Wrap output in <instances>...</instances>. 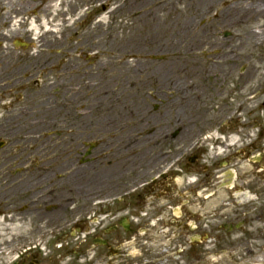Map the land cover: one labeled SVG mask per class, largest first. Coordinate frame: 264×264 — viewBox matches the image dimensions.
<instances>
[{
    "label": "rangeland",
    "instance_id": "obj_1",
    "mask_svg": "<svg viewBox=\"0 0 264 264\" xmlns=\"http://www.w3.org/2000/svg\"><path fill=\"white\" fill-rule=\"evenodd\" d=\"M242 2L247 4L246 6L260 2L261 9L264 8V0H240V3ZM124 3L126 0H64L61 8L56 3L48 14L47 23H44L47 25L50 20V26L39 31H30L32 38L30 41L33 46H31L30 53L34 55L36 52H40V56L25 60L17 58L1 60L3 65L0 64V70H2L0 73V140L5 142V147L0 150V165H2L0 174L6 171L13 173L15 176L14 185L19 191L26 187L49 186L48 189L42 190L43 194L48 196L46 200L52 198L58 209L41 215L37 220L33 216H28L9 223L11 212L10 210L4 212L8 208H5L6 205L3 204V201H6L4 198L7 196L0 193V203L3 204V206L0 204V246L8 244L12 234L17 239L23 238L19 236H24L25 242L29 241L27 245L31 247V251H36L40 264H144L145 260H149L150 258L141 255L139 246L132 239L130 242H124L127 245H119L110 254H106L103 249L99 248L88 250L86 246L87 249L84 247L78 249L75 241L78 238L82 239L84 234H76L72 227L64 233L67 235V239L62 238L64 237L62 233V235H58L52 229L58 227L59 224L68 223L69 217L82 205L86 189L89 190L90 187L85 182L89 181L92 173L102 177L94 185L96 194L99 193V187H117L120 182L122 187L131 190L136 183L142 182L143 179L163 166L166 161L170 160L168 165L171 163L174 166L171 156L176 151H181L185 142L187 123L184 118L185 113L189 112L195 115L198 110H206L212 115L215 111L220 110L221 103L228 101L233 103L240 96L246 95L249 84L248 73L251 69L248 68L244 72L245 74L240 76L237 68L241 69L242 66H246L244 64H247L248 59L252 63V57L264 56V40L255 43L247 39L244 35L247 28L243 25L224 27L218 25L219 21L212 20L209 24L211 28L208 29L210 34L205 37V41L211 46L219 47V50L199 52L193 57V60L200 66L215 64L209 74L196 75L198 77L191 80L190 88L197 87L195 99L189 98V96L179 103L171 92L164 93L159 98L155 97L154 89L146 93L144 103L149 110L148 116L153 120V123H156L154 126H158V132L155 137L149 139L145 146H142L141 141L138 152L147 154L144 157L146 159L137 163L134 160L135 155L128 156L129 153L126 152L124 144V139L128 137V133L131 134L133 126L126 125L124 121L119 127L118 124L122 122L119 118L115 121L116 127L121 128V131H114L113 136L109 137L108 132L105 131L107 121H110L107 114L116 110L115 105L103 102L99 106H94L93 90L84 92L83 100L79 101L82 107L77 111L73 106H65L66 110L62 111L57 109V104L60 101L71 98L76 101L81 96L82 93H79L78 96L73 95L70 87L77 85L74 78L83 72L93 73L91 76L98 74L93 77L94 79L92 77L91 79L100 85L104 84L106 80H110V76L116 75L120 81H124L128 77L127 68L121 67L120 64L114 62L108 65L109 67H103L105 66L103 62L108 61L104 50L101 51L99 57L92 58L85 47L80 48L79 46L81 43L83 46L87 45L93 35H98V32L96 33L98 24L103 27L102 31L99 30L102 33L98 39L99 43L102 41L106 44L109 33H117L119 36L127 35L133 29L131 22L139 12L128 13L123 6L119 7ZM176 7L182 8L183 4ZM113 8L118 9L109 13ZM223 8L219 4L214 5L211 12L212 17ZM173 16L167 11L160 14V18L165 24H168ZM61 17L62 20H60ZM258 21L264 23L263 18ZM201 23L205 24L206 22ZM55 25H57L56 28ZM51 29H56V32L52 31L54 33L52 36L45 35L44 41L46 42L42 44L36 40L45 30L50 31ZM103 32H105L104 35ZM226 47L230 49H226ZM217 55L236 56L237 59L227 58L228 60H224L210 57ZM165 57L163 54H157L149 57L148 60L157 64L164 61ZM124 60L130 62L132 58L129 56ZM51 61L56 63L49 64ZM67 62H69L71 73H67L62 68V65ZM220 63H226V66L220 67ZM22 64L24 65L21 66ZM231 64H233L232 69ZM9 76L11 78H8ZM89 78L90 76H85L86 80ZM4 80H6L7 89L4 88L6 87L2 82ZM10 82L15 83L13 87H10ZM47 86H51V88L46 90ZM235 89L240 92L232 93ZM45 92H49L48 95ZM131 93L141 96L143 91L134 87L130 91ZM115 95L119 98L124 97L125 91H117ZM228 97H231V100ZM44 112H49L50 116L44 122L45 126L40 133H34L29 137L27 133L31 135L30 132L20 129L25 125L24 122L29 119L33 121V118L40 116L39 113ZM82 115L84 118H81ZM82 119L86 123L84 128H82ZM193 122L194 120L191 123L193 124ZM151 133L148 132L146 135ZM22 134H25V140H22ZM172 134H174L173 137ZM142 135L140 134V138ZM89 143L97 145L90 156L94 160L92 167H88L86 160L84 164H79L80 155L87 151ZM161 156L165 157L164 160L163 158L160 160ZM131 158L133 163H128L132 162ZM154 159L160 161L156 162ZM148 162H150L149 165ZM126 163H128L129 169L123 166ZM9 165L17 166L13 172H9L11 169ZM63 167L65 169H62ZM45 171H48V174L43 178L27 177L31 174H45ZM174 171L177 175H183V163L178 168L175 166ZM52 172L55 174L54 179L49 178ZM69 173H75L80 178L76 182L69 181L70 179L66 180L65 177ZM114 176L117 177L114 178ZM76 187L82 190L81 194L77 193ZM92 187L91 185V189ZM107 190L110 189L107 188ZM51 191L53 193L49 194ZM92 194L94 192H91ZM31 195L28 194V198ZM25 203L21 204L19 209ZM157 205L165 207L166 204L159 202ZM131 207L135 211L134 202L131 203ZM46 225H49L48 228L45 227ZM39 227L43 230L39 234L31 235L33 230ZM209 237L211 236L207 238ZM204 244H199L191 249L188 264H264V252L257 250L255 252L216 251L215 242L205 241ZM113 253L114 256H112ZM255 255L259 260L254 261L252 256ZM10 260L11 258L4 256L0 259V264H9ZM109 261L111 262L108 263ZM171 264H185V262L179 263L176 260Z\"/></svg>",
    "mask_w": 264,
    "mask_h": 264
},
{
    "label": "flooded vegetation",
    "instance_id": "obj_2",
    "mask_svg": "<svg viewBox=\"0 0 264 264\" xmlns=\"http://www.w3.org/2000/svg\"><path fill=\"white\" fill-rule=\"evenodd\" d=\"M63 2L0 0V62L15 58L25 60L32 55L27 26L31 13L27 12L41 13L50 7L47 22L52 7L58 3L61 8ZM31 7L34 9L28 10ZM227 58L237 59L236 56ZM0 64L2 66L3 62ZM225 64H221L223 68ZM245 65L237 71L243 76L248 68L251 69L246 95L233 103H221L220 110L212 115L206 110H198L195 115L185 113L187 123L182 153L176 151L171 156V159L179 158L177 168L183 163V175L175 174L174 168L162 169L169 160L131 190L122 187L120 182L117 187H99V193L95 194L96 183H92L95 173H92L85 182L90 187L86 189L82 205L69 217L68 223L59 224L53 230L67 239L64 233L72 227L76 234H84L82 239L75 241L78 249L99 248L106 254L132 239L141 255L150 258L144 264H171L176 260L188 264L191 249L205 241L215 242L216 251L264 252V56L252 57V63L248 59ZM5 81H2L4 85ZM237 92L240 91H232ZM246 108L248 110H244ZM87 145L85 153L88 154L80 155L79 164L86 160L88 167H92L94 160L90 156L97 145ZM162 158L165 157L161 156L160 160ZM16 166L9 165V172ZM47 172L27 177L43 178ZM50 174L49 178L54 179L55 174ZM14 177L8 171L0 174V193L7 196L3 204L8 209L4 212H11L9 223L28 216L37 220L58 209L54 200H46L48 196L43 194L42 190L49 186L26 187L19 191L15 188ZM77 179L78 176L75 182ZM76 191L82 192L78 187ZM28 194H32L30 198ZM133 202L135 211L131 207ZM159 202L166 204L165 207H158ZM129 218L136 221L130 222ZM42 230L40 227L34 229L31 235ZM19 237L23 238L17 239L12 234L8 244L0 246V259L11 258L9 264H38L36 251H31L27 245L29 241L25 242L24 236ZM252 258L259 260L256 255Z\"/></svg>",
    "mask_w": 264,
    "mask_h": 264
},
{
    "label": "bare ground",
    "instance_id": "obj_3",
    "mask_svg": "<svg viewBox=\"0 0 264 264\" xmlns=\"http://www.w3.org/2000/svg\"><path fill=\"white\" fill-rule=\"evenodd\" d=\"M259 3L255 2V4L246 6L247 4L244 2L240 3V0H126V3L119 6L120 8L123 6L128 13L139 12L133 18L131 22L133 29L127 35L119 36L117 33H109L106 44L102 43V41L99 43L98 39L102 36L99 30L101 29L102 31L103 27H100L101 24H98V28H96L98 35H93L89 41L87 40V45L83 46L81 43L79 46L80 48L85 47V50L89 52L92 58L95 56L99 57L101 51L104 50L108 61L103 62L105 65L103 67H109L108 65L115 62L120 64L121 67L127 68L128 77L124 81H120L116 75L110 76V80H106L104 84L100 85L97 81L93 80V77L98 74L91 76L93 73L90 74L88 72V75L87 72H83L74 78L77 85L70 87L73 95L78 96L79 93H82L81 96L76 101L72 98L60 101L57 104L58 111L66 110L65 106H73L74 110L77 111L78 108L82 107L79 101L83 100L84 92L93 90L95 96L93 101L94 106H99L103 102L115 105L116 110H112V112L107 114V118L110 121H107L105 131L108 132L109 137L113 136L112 133L114 131H121L119 127L122 126L124 121L126 125L133 126L131 134L128 133V137L124 139L125 150L130 154L128 156L135 155V162H142L143 159H146L144 157L147 153L138 152L141 141L142 146H145L149 142V139L155 137L158 132V126H154L156 123H153V120L148 116L149 110L145 105L146 103H144L146 93L154 89L155 97L159 98L164 93L171 92L174 95V99L177 102L179 101V103L186 100V97L189 96V98L195 99L197 87L193 86L190 88L191 80L196 79L198 77L196 75L209 74L215 64L200 66L193 60V57L199 52L219 50V47L211 46L205 41V37L210 34V30L208 29L211 27L209 24L213 20L214 22L219 21L218 25L224 27L243 25L247 28L244 34L247 39L255 43L261 42L264 40V23H259L258 20L264 19V8L261 9ZM181 4H183L182 8L176 7ZM216 4L224 8L212 17L211 12ZM49 8L45 11L43 10L41 13L31 10L34 9L33 7L28 8V10H31L27 12L31 13L29 23L27 24L29 34L30 31H39L42 28H46L44 23H47L45 20ZM117 9L113 8L109 13ZM164 11L174 15L168 24H165L160 18L161 12ZM203 21L206 23L202 24L201 22ZM248 24L249 26H246ZM52 31L56 32V29H52ZM52 31L45 30L36 40L42 43L45 35H54ZM104 34L105 32H103ZM226 49L230 48L226 47ZM157 54L165 55V60L157 64L148 60L149 57L156 56ZM39 56V53L32 54L29 59L38 58ZM129 56H131L132 60L130 62L125 61L124 59ZM210 57L227 58L228 55ZM53 63L56 62L51 61L49 64ZM62 68L67 73H71L69 62L62 65ZM95 72L97 73V71ZM85 76H90L89 80H86ZM8 78H11V76ZM14 84V82L9 83L10 87H13ZM5 86L7 85L5 84ZM51 86H47L46 90L50 89ZM134 87L143 91V94L141 96L130 94V91ZM123 90L125 91L124 97L121 96L119 98V96L115 95V92H122ZM48 93L45 92L46 95ZM119 100L120 102H118ZM38 115L40 116L33 118V121L26 119L27 121L23 123L25 124L23 128L20 127V129L31 133V135L27 133L29 137L33 136L34 133L41 132V129L45 126L44 122L49 118L50 113L44 112ZM81 118H84V115ZM119 118H121L122 122L118 124L119 127H116L115 120ZM83 120L81 121L82 128L86 126ZM148 132L152 133L146 135ZM140 134L144 136L142 135L140 138ZM22 138V140H25V134H22ZM132 152L135 153L133 154ZM131 161L128 163H133L132 158ZM154 161L159 162L160 160L154 159ZM128 163L123 165L126 169H129ZM147 164L149 165L150 162ZM62 169H65V167ZM76 176L78 175L75 173H69L65 178L66 180L70 179L69 181L75 182ZM78 178L80 177L78 176ZM101 178L95 174L92 183H97Z\"/></svg>",
    "mask_w": 264,
    "mask_h": 264
}]
</instances>
